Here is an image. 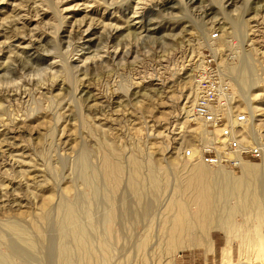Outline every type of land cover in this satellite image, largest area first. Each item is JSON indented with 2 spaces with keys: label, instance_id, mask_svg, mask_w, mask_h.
Masks as SVG:
<instances>
[{
  "label": "rangeland",
  "instance_id": "1",
  "mask_svg": "<svg viewBox=\"0 0 264 264\" xmlns=\"http://www.w3.org/2000/svg\"><path fill=\"white\" fill-rule=\"evenodd\" d=\"M165 1L0 0V255L8 252L0 264H62L57 242L71 246L72 238L60 229L61 201H75L83 224L86 211L96 221L111 215L108 236L98 222L87 229V262L72 248L70 264H199L213 230L232 247V257L221 262L220 251L215 264H264V225L255 224L264 223L259 177L245 185L259 210L234 212L230 233L213 227L214 217L201 228L206 214L199 209L211 201L231 207L237 196L206 195L208 187L222 192L212 177L204 195L193 185L178 190L189 171L217 168L180 154L190 147L195 154L199 140L197 123L186 116L203 53L211 52L232 104L245 111L244 135L264 142V0ZM238 69L246 72L243 87ZM105 155L122 167L114 182L104 176ZM182 204L190 225L171 247L166 238ZM10 220L36 249L6 229ZM187 252L194 259H184Z\"/></svg>",
  "mask_w": 264,
  "mask_h": 264
},
{
  "label": "bare ground",
  "instance_id": "2",
  "mask_svg": "<svg viewBox=\"0 0 264 264\" xmlns=\"http://www.w3.org/2000/svg\"><path fill=\"white\" fill-rule=\"evenodd\" d=\"M166 1L169 2L170 0H166ZM238 70H239L238 73H237L238 77L235 75L236 79H237V83L239 84V86L243 87L244 83H245V81L243 80V77H244L246 72L243 74L242 70H244V69H242V70L238 69ZM244 79H245V77H244ZM245 98L247 99V102L249 103L248 98L247 97H245ZM249 113L251 114V110H249ZM251 136H253L254 138H256V137L259 138V136H257L254 133H252ZM189 151H190V154L193 155L191 147H190ZM112 159H110L109 155H105L104 161H103V173H104V176L107 179H109V181L114 182V181H116L117 177L120 176V172H121V168L122 167L119 165V163L117 161H113ZM83 161H84V159H83ZM81 162L82 161H80V163ZM130 163H131V167H132L131 182L132 183H136V184L140 183V182H136V180H138V178H139V174H138V172H139L138 168L139 167H138V164H137L138 162H136V160L134 158H131L130 159ZM83 165H85V164H83ZM82 168L85 169V167H82ZM86 169H87V166H86ZM238 169H239L240 173L238 175H235V173L233 171H231V170H229L227 168L221 167V166H217V168L215 170H213V171H208L206 168H204L202 166H198L196 169L189 171L187 173V176H185V178H186V180L188 182L187 184L184 182L185 178H181V179H184V181L182 180V181L178 182V190H179V187L182 189V188H184L186 186H189L190 188H192L194 186L195 193L201 196L202 194L204 195V193L207 192V189H205V187H203L202 184L205 183V181H207L209 177H212L213 180L211 181V183L213 185H219L223 189H222V192L217 195L215 193L216 191L212 192L211 191L212 188L210 187L211 189H209V187H208V192H207L206 195H208V196H218V197L219 196H222V197L223 196H235V198L237 196V199H238L237 203H235V205H233L231 207H227V206L222 207V204H220L218 206L217 204H213L211 200H210L211 203H208L206 205L204 204L205 205L204 207L201 206L202 207V208H200L201 210L199 209L200 213L201 214L202 213L206 214V221L204 223H202V221H201V224H200L201 228L206 229L208 226H210L211 223H210L209 219L214 217L215 218L214 220L217 223L214 222L215 225H213V227L221 226L220 228L225 230L226 233H230L231 230L229 229L227 224H228L229 217L234 212H239V213H242L245 216H247L248 214L250 215V212L251 213H252V211L257 212L259 210V208H258V204H259L258 196H256V194H254V193H251V191L248 190V187H246L245 185L250 182V179L252 177L254 179V176H257V177H259V180H260V183H261V188H262L261 192H262V194H264V155L260 158L259 162H250V161H246V160H241ZM80 170L84 172V170H82V169H80ZM87 173H88V171H87ZM92 173H93V171H92ZM83 175H85V174H83ZM86 177L87 176H85V180L87 179V182L89 181L88 178L92 179V175H91V177H89V176H88V178H86ZM148 177H149L150 182L156 180L153 177L152 171L149 173ZM155 182L157 183V181H155ZM90 183H87L88 187L91 186L93 181H92L91 184ZM152 184H153V182H152ZM85 185H86V183H85ZM205 185H206V183H205ZM132 186H134V184H132ZM93 187H96V186H93ZM93 187H91V188L93 189ZM89 191H91V190H89ZM89 191H88V193H89ZM85 193H86V191H85ZM92 193L93 192H90L89 193L90 195L89 194H86V195L87 196L88 195L92 196ZM204 199H205V197H204ZM223 199H225V197ZM214 200H215V198H214ZM221 200H222V198H221ZM74 203H75V201H74ZM74 203L61 201L58 204V209H59V212L61 214V218H59L60 219V223H59L60 224V229H62V231L65 230L66 232H68L71 235V238H72V245L71 246H68V245L64 244L63 242H61V240L60 241L58 240V242H57V246H56L57 247L56 248L57 249L56 250L57 258L59 260V263H62V264H70L71 256L73 254L72 253V248H73V250L77 251L78 259L83 260V261L88 259V257L90 256V254H91V252L93 250V245H92L93 242L90 241V238H89L90 235L88 236L87 229L90 228L89 230H91L92 227H94L95 224L97 225L99 223V225L102 226L101 235H103V234L107 235L108 231H109V229L106 228L105 224L110 220L111 215L105 216L104 219H102L101 218L102 216H100V218L102 220L101 221H99V220L96 221L91 216V213L89 211L88 212L86 211V215H85L86 221L83 224L80 221V218H79L80 216H78L79 214H77L76 211H75L76 206L74 205ZM173 203H175L174 200L171 201V204H170L171 206L170 207H173ZM72 204L74 205L75 209H73V205ZM86 204L88 206V202L87 201H86ZM182 205L179 206V217L175 220L174 226L169 231L168 238H166V239H168L167 241L169 242V245L171 247H174L176 245V243L179 242V235L181 233L183 234V232H185L186 228H188L189 225H190V217L186 213L185 206L184 205L182 206ZM87 209L89 210V208H87ZM76 210H78V209H76ZM198 214H199V212H198ZM256 215H257V213H256ZM59 217H60V215H59ZM249 218H250V216H249ZM247 221H249V220H247ZM257 222L255 223L257 226L264 225V223L259 222V220H257ZM93 223H95V224H93ZM35 225H37V224H35ZM5 226H6V229H8V231L12 232L13 234H15L17 236V238L22 241L23 244L27 245L29 248L31 246L32 247L35 246V245L33 246V242H32L33 240H31L32 237L31 238L27 237V235H25V232L23 231V228H21L17 223H15L14 220L13 221L10 220V221L6 222ZM33 227L35 228V231H37V232L40 231L39 230V225L38 226H34L33 225ZM95 229H97V228H95ZM95 229H92V230H95ZM166 231H165V233H166ZM90 232H92V231H90ZM1 235H3V234H0V236ZM104 240L105 239L99 240V243L101 245H103L102 246L103 248H108V247H104V245H107ZM3 241L5 242V239H3ZM36 241H37V239H36ZM41 242H42V237H41ZM107 243H108V240H107ZM36 244H37V242H36ZM2 253L3 252H1V254ZM7 256H8V252L7 253L5 252V253H3V255H0V263L1 262H6L7 258H8ZM75 256H76V254H75ZM74 260H75V257H74ZM104 260H102V261H104ZM76 261H77V258H76ZM86 262H87V260H86ZM76 263H79V261L76 262ZM100 264H102V263H100Z\"/></svg>",
  "mask_w": 264,
  "mask_h": 264
},
{
  "label": "built area",
  "instance_id": "3",
  "mask_svg": "<svg viewBox=\"0 0 264 264\" xmlns=\"http://www.w3.org/2000/svg\"><path fill=\"white\" fill-rule=\"evenodd\" d=\"M209 37L215 39L216 33L211 32ZM220 74L211 52L203 53L192 72L194 96L186 116L188 121L197 123L199 140L195 143V154L191 155L189 149L181 150L180 154L191 161L235 172L241 160H260L264 155V142L244 135L246 113L232 104L227 84Z\"/></svg>",
  "mask_w": 264,
  "mask_h": 264
},
{
  "label": "crops",
  "instance_id": "4",
  "mask_svg": "<svg viewBox=\"0 0 264 264\" xmlns=\"http://www.w3.org/2000/svg\"><path fill=\"white\" fill-rule=\"evenodd\" d=\"M263 234V231H262ZM264 236V235H263ZM226 236V246H224V238L219 231L213 230L209 233V246L207 241L204 246H201V256L199 259V264H215L220 261V251H221V262L223 259L228 260V257H232V247L230 242L227 240ZM223 247V248H222ZM222 248V250H221ZM184 259L192 260L194 258L193 252H187L183 255ZM182 264V263H181ZM198 264V263H197Z\"/></svg>",
  "mask_w": 264,
  "mask_h": 264
}]
</instances>
